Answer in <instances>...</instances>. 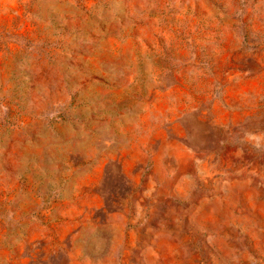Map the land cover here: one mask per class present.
<instances>
[{
  "label": "rangeland",
  "instance_id": "1",
  "mask_svg": "<svg viewBox=\"0 0 264 264\" xmlns=\"http://www.w3.org/2000/svg\"><path fill=\"white\" fill-rule=\"evenodd\" d=\"M0 264H264V0H0Z\"/></svg>",
  "mask_w": 264,
  "mask_h": 264
}]
</instances>
